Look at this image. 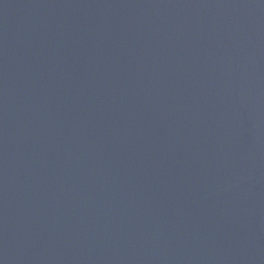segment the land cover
<instances>
[{"label": "water", "instance_id": "water-1", "mask_svg": "<svg viewBox=\"0 0 264 264\" xmlns=\"http://www.w3.org/2000/svg\"><path fill=\"white\" fill-rule=\"evenodd\" d=\"M0 264H264V0H0Z\"/></svg>", "mask_w": 264, "mask_h": 264}]
</instances>
